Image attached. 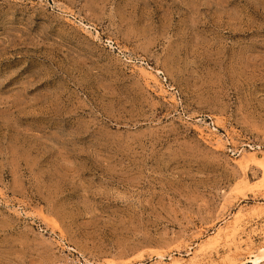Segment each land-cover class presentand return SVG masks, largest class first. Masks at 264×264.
<instances>
[{"label":"rangeland","instance_id":"374dc122","mask_svg":"<svg viewBox=\"0 0 264 264\" xmlns=\"http://www.w3.org/2000/svg\"><path fill=\"white\" fill-rule=\"evenodd\" d=\"M263 166L264 0H0V264H250Z\"/></svg>","mask_w":264,"mask_h":264},{"label":"bare ground","instance_id":"6f19581e","mask_svg":"<svg viewBox=\"0 0 264 264\" xmlns=\"http://www.w3.org/2000/svg\"><path fill=\"white\" fill-rule=\"evenodd\" d=\"M263 164V163H262ZM264 167V166H263ZM264 169V168H263ZM264 173V172H263ZM262 249V248H261ZM259 251V253L257 254V253H255L256 255H254V256H252L251 257V261L249 262L250 264H260L262 261H263V259H264V254H263V252H264V248L262 249V250H258ZM162 258V257H161ZM171 264V263H170ZM173 264V263H172Z\"/></svg>","mask_w":264,"mask_h":264}]
</instances>
